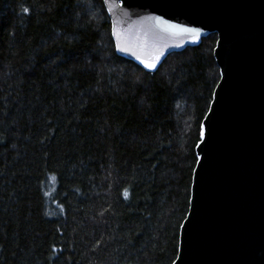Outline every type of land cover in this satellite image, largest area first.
<instances>
[{
	"label": "trees",
	"instance_id": "1",
	"mask_svg": "<svg viewBox=\"0 0 264 264\" xmlns=\"http://www.w3.org/2000/svg\"><path fill=\"white\" fill-rule=\"evenodd\" d=\"M216 39L150 72L102 0H0V264H172Z\"/></svg>",
	"mask_w": 264,
	"mask_h": 264
},
{
	"label": "water",
	"instance_id": "2",
	"mask_svg": "<svg viewBox=\"0 0 264 264\" xmlns=\"http://www.w3.org/2000/svg\"><path fill=\"white\" fill-rule=\"evenodd\" d=\"M102 1L116 53L146 71L217 35L219 79L201 121L172 264H264V0ZM168 25L200 33L194 43Z\"/></svg>",
	"mask_w": 264,
	"mask_h": 264
},
{
	"label": "snow or ice",
	"instance_id": "3",
	"mask_svg": "<svg viewBox=\"0 0 264 264\" xmlns=\"http://www.w3.org/2000/svg\"><path fill=\"white\" fill-rule=\"evenodd\" d=\"M105 2L107 3V0H105ZM25 11H27V9H25ZM168 28L173 30V34H190L193 37L192 42H196L199 33H200V29L197 28H188V27H183L180 25H168ZM124 50V49H122ZM139 58V57H138ZM158 55L156 57H154V60H158ZM142 63H144V66L146 68H148L149 70L155 68V63L154 62H145V61H141ZM205 132L203 129V126L201 127V131H200V136L204 137Z\"/></svg>",
	"mask_w": 264,
	"mask_h": 264
}]
</instances>
